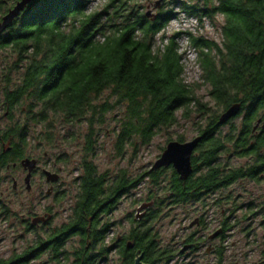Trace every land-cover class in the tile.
Masks as SVG:
<instances>
[{
    "label": "trees",
    "instance_id": "obj_1",
    "mask_svg": "<svg viewBox=\"0 0 264 264\" xmlns=\"http://www.w3.org/2000/svg\"><path fill=\"white\" fill-rule=\"evenodd\" d=\"M4 2L0 0V17L6 12ZM88 2L31 0L0 34V47L13 48L18 63L24 61L19 81L2 88L5 109L25 107L28 120L58 116L65 123L86 124L79 191L68 221L0 264H29L45 251L58 259L72 237L77 245L69 252L71 264H101L113 248L106 243L111 223L104 217L145 176L158 185L160 176L170 169L167 197L172 203H185L239 179L258 180L264 174V0L176 1L180 11L198 20L216 14L223 17L220 43L186 32L189 44L197 49L201 82L208 85L213 107L223 111L240 104L239 112L221 125L217 124L219 114L208 115L212 106L196 94L198 86L182 78L176 43L180 32L162 36L154 47L157 33L177 15L173 7L152 19L138 6L128 5L131 0H109L105 7H112V12L105 24L101 12L85 11ZM113 16L119 21L110 20ZM104 92L107 97L99 101ZM118 105H123L115 136L118 153L125 144H148L158 130L176 123L178 110L183 117L192 112L207 115L191 155L192 173L180 179L172 166L148 169L134 177L125 170L113 177L99 172L93 161L96 125ZM237 117L240 121L235 125ZM257 119L261 120L253 129ZM224 125H228L225 131ZM26 135L25 123L14 121L5 127L2 140L10 147L0 152V170L24 158ZM175 140L184 141L182 136ZM222 153L250 157L252 162L227 167L219 160ZM114 241L121 258L118 264H132L137 249L148 264L173 256L157 247L150 227L140 222Z\"/></svg>",
    "mask_w": 264,
    "mask_h": 264
},
{
    "label": "rangeland",
    "instance_id": "obj_2",
    "mask_svg": "<svg viewBox=\"0 0 264 264\" xmlns=\"http://www.w3.org/2000/svg\"><path fill=\"white\" fill-rule=\"evenodd\" d=\"M157 1L159 6L155 7ZM176 1L179 0H131L128 5L134 4L141 12L150 11L152 14L173 7L177 15L157 33L154 47L160 45L162 36L166 38L180 32L176 43L183 65L182 78L186 83L198 86L196 94L212 106L208 115L220 114L222 109L213 107L207 94L208 85L201 82L197 49L189 44L186 32L220 43L223 17L216 14L212 18L198 20L180 11ZM14 2L5 0L4 10ZM108 3L109 0H89L85 11L101 12L103 22L107 24L108 14L112 12V7H105ZM110 20L118 22L119 18L113 16ZM16 60L13 48L0 47V133L14 121L25 123L27 135L23 156L35 158L37 163L32 170L29 189H26V172L19 160L14 166L9 164L0 170V260L11 258L39 238L44 239L52 228L68 221L79 191L78 176L81 173L80 161L86 133L85 122L65 123L58 116L41 121L28 120L25 107H16L11 111L5 109L2 105V88L15 85L24 69V61L18 63ZM105 97L107 92L99 101ZM176 114V123L158 130L148 144H125L122 153H118L115 136L123 116V105L115 106L105 114L104 122L96 125L97 144L93 161L98 171H106L110 177L120 170H125L129 177L147 171L168 140H175L178 136H182L184 141L194 138L207 116L192 112L190 116L183 117L180 110ZM239 121L240 117L233 119L235 125ZM227 129L228 125L222 127L223 131ZM219 160L227 167L246 166L252 162L250 157L223 153ZM43 169L56 172L58 179L46 181ZM170 171L168 169L160 176L158 185H154L148 176L143 177L135 188L121 196L116 208L104 217L111 223L106 243L113 248L101 264L120 262L114 239L120 238L132 226H137L138 222L150 227L159 249L173 254L169 261L159 259L153 264H219L216 258L219 249L220 264H264V174L258 180L239 179L198 200L172 203L166 191ZM49 186H52L51 190ZM143 202L151 204L137 212V207ZM222 228L226 230L221 235H213ZM208 235H212V238H208ZM187 238L195 240L199 249L193 251L185 246ZM76 245L77 238L72 237L65 242L64 253L58 259H51L50 253L45 251L29 264H71L69 252ZM210 245L217 251L207 250ZM181 249L183 251L180 252Z\"/></svg>",
    "mask_w": 264,
    "mask_h": 264
},
{
    "label": "water",
    "instance_id": "obj_3",
    "mask_svg": "<svg viewBox=\"0 0 264 264\" xmlns=\"http://www.w3.org/2000/svg\"><path fill=\"white\" fill-rule=\"evenodd\" d=\"M31 0H16L12 6H10L4 14L0 17V34L3 33L7 27L11 24V22L23 11L26 5ZM156 6H159V1L156 2ZM145 15L154 18L156 14H152L150 11H146ZM240 109L239 103H233L228 106L226 109L221 111L218 116L217 124L221 125L225 123L230 118L234 117ZM261 119H257L253 129L257 127ZM264 125V122L263 124ZM200 140V136H195L194 138L187 140V141H177V140H170L166 143L163 151L159 155V157L153 162L149 171L158 169L160 167H168L172 166L176 173L178 174L180 179L187 178L192 173V165H191V155ZM20 165L24 170H26V175L24 177V182L26 189L30 188V177L31 172L36 166V159L30 157H24L19 161ZM45 175V179L48 182H53L58 179V174L56 172H51L47 169L43 170ZM49 192V190H48ZM151 202H143L141 203L136 211L138 212L141 209L147 208ZM216 231L213 235L217 234ZM131 246V243H128ZM183 249L180 250V252ZM10 264V263H5ZM132 264H148L143 261V252L137 249L134 253V259Z\"/></svg>",
    "mask_w": 264,
    "mask_h": 264
},
{
    "label": "flooded vegetation",
    "instance_id": "obj_4",
    "mask_svg": "<svg viewBox=\"0 0 264 264\" xmlns=\"http://www.w3.org/2000/svg\"><path fill=\"white\" fill-rule=\"evenodd\" d=\"M9 145L6 143V142H4L3 140H2V133H0V152L1 151H4V150H6V149H9ZM26 157V156H25ZM37 161V160H36ZM16 163H13V166L15 165ZM44 170V169H43ZM43 170H42V172H43ZM25 172H26V170H25ZM44 174V173H43ZM25 175H26V173H25ZM31 175H32V172H31ZM45 176V175H44ZM25 177V176H24ZM31 178V177H30ZM46 180V179H45ZM13 187H15V181H13ZM52 189V186H49V190H51ZM221 231L219 232V233H217V235L216 236H218L219 234L221 235L222 234V231H225L226 229L225 228H222V229H220ZM208 238H212V235H208ZM186 241H187V243L185 244V246H188L191 250H197V249H199L198 248V243L197 242H195V240H192L191 238H187L186 239ZM207 250H210V251H214L215 252V250L217 251V249H215V247H213V246H211L210 245V247H208L207 248ZM219 252H220V249L218 250V254L216 255V258H217V261L219 260ZM216 254V253H215ZM217 263V262H216Z\"/></svg>",
    "mask_w": 264,
    "mask_h": 264
}]
</instances>
